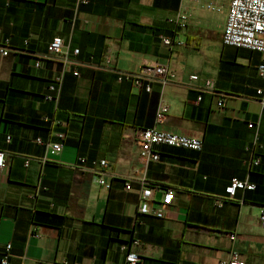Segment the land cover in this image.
Wrapping results in <instances>:
<instances>
[{"label": "crops", "instance_id": "crops-1", "mask_svg": "<svg viewBox=\"0 0 264 264\" xmlns=\"http://www.w3.org/2000/svg\"><path fill=\"white\" fill-rule=\"evenodd\" d=\"M179 3L0 0V46H7L0 53V264L5 255L4 264H126L124 245L140 256L138 264H218L232 251L244 264H264L259 53L222 44L223 21L213 28L202 18L200 25L173 29L167 19ZM161 35L183 45L170 49ZM55 36L77 48L80 61L103 65L111 57L114 70L135 72L148 58L168 64L174 81L151 82L146 91L118 81L114 70L78 66V75L63 72L54 99L44 100L62 69L40 58ZM192 74L199 79L190 80ZM208 77L214 91L192 88ZM160 104L167 111L159 128L199 138L203 146L156 145L159 160L140 166L133 132L155 124ZM58 140L63 147L51 154L45 143ZM80 156L108 162L107 187L90 172L75 176L71 165ZM120 176L132 177L129 189ZM232 178L254 188L217 205ZM140 179L156 187V202L163 189L173 190L165 217L137 215Z\"/></svg>", "mask_w": 264, "mask_h": 264}, {"label": "built area", "instance_id": "built-area-1", "mask_svg": "<svg viewBox=\"0 0 264 264\" xmlns=\"http://www.w3.org/2000/svg\"><path fill=\"white\" fill-rule=\"evenodd\" d=\"M208 11L218 14H223L224 20L220 28L221 42L224 45L241 47L259 53V61L255 65L258 75L264 80V0H180L179 7L173 17L167 19L176 29H184L192 25H200L203 20L199 16V12ZM161 42L168 48L183 45V41L176 40L172 36L161 35ZM7 43V39H5ZM27 44V40L24 42ZM79 50L77 48L70 49L69 45L60 36L53 37L47 45V50L40 58H46L58 61L62 65L61 73L53 78L52 82L47 86L50 93L43 95L44 100L54 99L51 92L59 89L62 80V73L65 71L71 72L73 75H78L76 67L78 66H93L106 70H114L112 67L111 57H105L103 65L89 64L80 61L78 56ZM0 53L5 55L7 53V46H0ZM39 65V60L35 62V66ZM117 73V80H127L131 85L137 88H144L150 91V83L157 82L161 86L167 85L174 81V73L169 69L168 64L160 63L152 59L144 58L141 60L138 69L135 72H127L114 70ZM190 80H198L196 74L189 76ZM196 91H214L213 78H204L201 85L192 86ZM257 101L261 108L264 109V87L256 89ZM200 96H197L199 99ZM219 107L223 106V98L217 102ZM167 106L160 104L157 109L155 124L152 127H139L134 129L133 142L138 148V163L140 166H145L151 161L159 160V153L154 149L156 145H165L170 147H178L200 151L203 142L199 138L189 137L182 134H177L164 130L158 127L160 123L165 120ZM47 120V117H44ZM255 123L248 122L249 128H254ZM61 139L62 134H57ZM260 134L256 131L255 142L258 140ZM264 137V135H261ZM37 142L42 143L41 139L37 138ZM257 143V142H256ZM259 145V144H258ZM45 146L51 154H58L63 143L61 140L55 142H46ZM261 146V145H260ZM253 164H258L259 159L255 158L251 161ZM27 164V161H25ZM4 166L3 152L0 151V169ZM108 162L105 159L91 160L90 162L83 156L77 158V161L71 165L75 176L79 177L84 172H90L96 175L97 182L101 185L108 186L105 182L104 175ZM125 179L124 189H129V180L131 176H120ZM141 187L139 190V204L137 206V215H150L156 218H163L166 212L171 207L173 199V190L171 188L163 189L161 199L156 202L153 199L156 187L146 185L143 179H140ZM254 188V184L246 180L238 178L230 179L229 183L224 187V193L215 199L217 205L225 201L239 200L236 197L237 190H250ZM259 225L264 228V206H262L259 215ZM228 237L233 239L234 233H228ZM137 243V240H132ZM9 244L7 249H9ZM126 250L125 261L126 264L140 263V256L135 252L127 250V246L122 247ZM1 263H6V255L2 257ZM42 264H68L63 263H42ZM79 264V263H74ZM218 264H244L238 258V254L234 251L230 252L226 259H221Z\"/></svg>", "mask_w": 264, "mask_h": 264}, {"label": "rangeland", "instance_id": "rangeland-1", "mask_svg": "<svg viewBox=\"0 0 264 264\" xmlns=\"http://www.w3.org/2000/svg\"><path fill=\"white\" fill-rule=\"evenodd\" d=\"M199 16L201 18L207 19L209 26L213 28L214 27L216 28V26L220 24L224 19L223 14H218V13H213V12H208V11L199 12Z\"/></svg>", "mask_w": 264, "mask_h": 264}, {"label": "trees", "instance_id": "trees-1", "mask_svg": "<svg viewBox=\"0 0 264 264\" xmlns=\"http://www.w3.org/2000/svg\"><path fill=\"white\" fill-rule=\"evenodd\" d=\"M171 24V23H170ZM171 26L173 27V29H176L172 24H171ZM52 81H50L48 84H47V86L51 83ZM130 83V82H129ZM131 84V83H130ZM47 86H46V88H47Z\"/></svg>", "mask_w": 264, "mask_h": 264}]
</instances>
